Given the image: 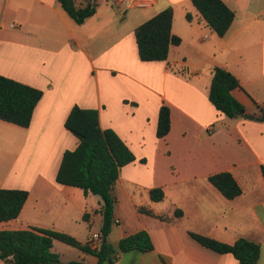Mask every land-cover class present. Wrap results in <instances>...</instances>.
Masks as SVG:
<instances>
[{
  "label": "crops",
  "instance_id": "obj_1",
  "mask_svg": "<svg viewBox=\"0 0 264 264\" xmlns=\"http://www.w3.org/2000/svg\"><path fill=\"white\" fill-rule=\"evenodd\" d=\"M223 1L235 18L219 36L192 0H154L130 15L114 3L99 4L81 24L58 0H0V74L43 90L28 127L0 119V143L17 147L8 151L10 165L0 166V188L29 191L20 215L1 221L0 230L49 228L85 243L94 235L83 239L77 228L89 226L88 213L101 233L102 202L56 179L64 152L79 143L65 126L79 105L98 109L101 127L114 129L136 156L116 181L108 240L117 245L146 230L154 244L149 251L119 253L108 264H239L232 253L214 251L190 232L227 243L239 237L260 242L258 264H264V120L258 119L264 111V0ZM189 4L193 20L179 26L187 39L175 25L177 11L183 14L179 7L189 10ZM170 6L181 43L171 46L166 60L144 61L135 29ZM215 66L238 78L232 94L244 114L226 117L210 101ZM164 103L171 108V130L159 138ZM221 171L233 174L240 195L229 199L209 181ZM157 187L164 190L160 201L151 198Z\"/></svg>",
  "mask_w": 264,
  "mask_h": 264
},
{
  "label": "trees",
  "instance_id": "obj_2",
  "mask_svg": "<svg viewBox=\"0 0 264 264\" xmlns=\"http://www.w3.org/2000/svg\"><path fill=\"white\" fill-rule=\"evenodd\" d=\"M58 2L67 15L78 24L94 15L98 7L96 0H89L87 3H78L77 0ZM192 3L211 29L219 36L226 34L235 18L233 9L223 0H192ZM186 18L192 21L193 15L187 12ZM173 19L174 9L170 6L136 27L135 36L142 60H166L171 46L181 43V37L172 31ZM239 86L238 78L231 71L222 66L213 68L209 99L226 117H238L245 110L243 104L232 94V90ZM42 96L41 88L0 74V119L28 127ZM258 119L264 120V111H261ZM65 126L78 138L79 143L75 149L64 152L56 179L65 185L80 187L85 194L93 193L102 198V242L98 248H93L91 240L82 243L68 233L35 226L1 229L0 259L8 264H90L84 259L61 261L59 255L53 251L55 240L97 256V264L113 263L117 254L134 249L152 250L154 244L146 230H139L121 238L117 245L108 240L115 224V184L121 168L136 159L133 151L114 129L101 127L99 110L96 108L74 105ZM170 130L171 108L164 103L159 110L157 136L162 138ZM262 172L264 176V165ZM209 181L229 199L242 193L241 186L230 171L211 174ZM28 196L29 191L26 189L1 187L0 222L17 218ZM151 198L154 201L162 200L164 190L160 187L153 188ZM181 213V210H177V214ZM83 217L91 227L89 214L85 213ZM190 234L199 243L214 251L232 253L239 264H258L261 257V243L246 237H239L234 243H227L196 232Z\"/></svg>",
  "mask_w": 264,
  "mask_h": 264
},
{
  "label": "rangeland",
  "instance_id": "obj_3",
  "mask_svg": "<svg viewBox=\"0 0 264 264\" xmlns=\"http://www.w3.org/2000/svg\"><path fill=\"white\" fill-rule=\"evenodd\" d=\"M98 5L101 4L102 6L105 4H110V3H114L113 0H97ZM111 5V4H110ZM184 6V5H182ZM119 7H122V10H124V13H126V11L128 12V14H133L135 12H139L141 10H145V8L142 7H130V8H125L128 6H125L123 4H121ZM179 9L183 10V14H181V12L178 10L177 11V17H176V29H179V31L182 32L183 35H185V37H187V39H189V36L187 34H185L184 30H182L181 27H179L181 25V23L188 21L186 18V13L190 12L192 15L196 13V10L194 9V7L192 6V4H189V10H184V8L179 7ZM128 23V21H127ZM183 47L188 46L186 45H182ZM190 57L194 60L197 59L195 57H193L192 52L190 51ZM178 69H181V66H177ZM16 145H7L0 143V166H3L4 164H9L10 165V158L12 157L11 154L8 153V151H15L16 149ZM92 196H95L96 198H98L101 202H102V198L99 195H95L93 194ZM78 232L77 235L79 237H82L83 239H87V237H89L90 235H95L100 227L98 223H94L93 226L90 228L88 226V224L83 223L82 227H78L77 228ZM76 231V230H75ZM76 233V232H75ZM69 234V233H68ZM72 235V234H70ZM74 236V235H72ZM75 237V236H74ZM78 239V238H77ZM53 251L56 252L61 261L63 262H68V261H72V260H80L82 259L81 256L85 257V259L90 263V264H97V262H95V260L93 259V256L83 250H81L78 247L72 246L68 243H65L63 241L57 240L55 241V245L53 247Z\"/></svg>",
  "mask_w": 264,
  "mask_h": 264
},
{
  "label": "built area",
  "instance_id": "obj_4",
  "mask_svg": "<svg viewBox=\"0 0 264 264\" xmlns=\"http://www.w3.org/2000/svg\"><path fill=\"white\" fill-rule=\"evenodd\" d=\"M114 4L118 7L123 4L128 7H143V6H152L154 0H113ZM212 130V129H211ZM103 235L102 233L95 234L91 239V246L93 248H98L102 242Z\"/></svg>",
  "mask_w": 264,
  "mask_h": 264
},
{
  "label": "water",
  "instance_id": "obj_5",
  "mask_svg": "<svg viewBox=\"0 0 264 264\" xmlns=\"http://www.w3.org/2000/svg\"><path fill=\"white\" fill-rule=\"evenodd\" d=\"M244 113H245V110L242 111V114H244ZM250 117H254V116L250 115Z\"/></svg>",
  "mask_w": 264,
  "mask_h": 264
}]
</instances>
